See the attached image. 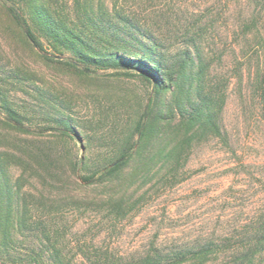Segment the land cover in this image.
Listing matches in <instances>:
<instances>
[{"label": "rangeland", "instance_id": "rangeland-1", "mask_svg": "<svg viewBox=\"0 0 264 264\" xmlns=\"http://www.w3.org/2000/svg\"><path fill=\"white\" fill-rule=\"evenodd\" d=\"M46 5L77 27L85 8L103 11L114 22L129 17L157 39L174 64L200 52L208 79L226 95L222 123L229 145L202 142L175 175L168 176L167 168L144 184L131 182L120 194L132 197L131 212L117 217L95 203L105 189L84 190L74 181L113 163L137 142L136 125L155 103L153 84L133 68L80 73L64 63L71 53L57 50L45 33L35 30L42 47L26 39L6 9L26 11L21 0H0V199L8 187L12 208L26 224L52 220L73 264H89L79 250L83 243L137 255L153 245L220 241L227 223L248 221L264 197V119L257 92V71L264 66V0H46ZM109 43L104 44L113 51ZM136 167L137 162L128 164L126 183ZM6 205L3 200L2 213ZM31 229L24 225L7 246L0 229V264H21L32 248L45 244L41 230ZM220 262L211 256L206 264Z\"/></svg>", "mask_w": 264, "mask_h": 264}, {"label": "trees", "instance_id": "trees-1", "mask_svg": "<svg viewBox=\"0 0 264 264\" xmlns=\"http://www.w3.org/2000/svg\"><path fill=\"white\" fill-rule=\"evenodd\" d=\"M21 2L26 6V11L16 6L6 7L14 23L26 39L32 40L38 47L42 45L35 30L51 38L57 50L70 52L72 59L65 61L66 65L83 74L91 73L93 68H133L142 71L153 84L155 103L148 106L136 125L137 142L113 163L87 175L77 176L74 181L78 188L84 190H106L104 198L96 199L95 203L101 202V205L110 207L119 218L127 217L131 212L128 203L132 197L120 194H126L131 182L136 184L140 179L144 184L167 168L168 176L175 175L189 161L195 146L202 142L218 139L229 145V137L222 123L226 95L208 79V64L200 52L195 56L189 54L174 64L166 58L157 39L149 32H141L129 17H120L119 21L114 22L102 10L97 14L92 9L83 8V25L77 27L69 24L64 15L53 14L46 0ZM128 38L138 46L131 47ZM105 41L110 42L113 51H109ZM257 81L261 116L264 119V66L257 71ZM130 162H137V167L130 182L126 183L125 169ZM158 164L162 167L155 171ZM3 194L6 198H1L0 204L5 200L7 212L0 211L3 219L0 229L7 241H4L5 246L9 237L28 223L32 231L39 228L46 239L41 247L32 248L29 259L21 264H73L67 257L66 247L59 246L57 238L60 232L52 228L53 221L50 220L52 224L48 221L49 224L39 226L35 219H30L26 224L23 216L12 208L10 188L6 187ZM255 204L256 208L248 221L243 220L244 223L237 226L227 223V229L220 231V241L207 238L180 247L153 245L144 253L129 256L119 255L110 247L90 248L85 243L79 250L87 257L89 264H206L211 256L220 258V264H264V197ZM19 249L23 250L22 247Z\"/></svg>", "mask_w": 264, "mask_h": 264}]
</instances>
